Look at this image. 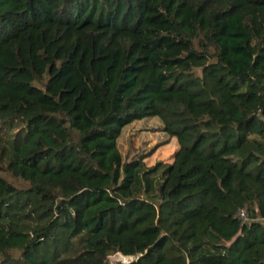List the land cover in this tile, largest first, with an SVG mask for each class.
<instances>
[{
    "label": "trees",
    "instance_id": "trees-1",
    "mask_svg": "<svg viewBox=\"0 0 264 264\" xmlns=\"http://www.w3.org/2000/svg\"><path fill=\"white\" fill-rule=\"evenodd\" d=\"M0 264H264V0H0Z\"/></svg>",
    "mask_w": 264,
    "mask_h": 264
},
{
    "label": "rangeland",
    "instance_id": "rangeland-1",
    "mask_svg": "<svg viewBox=\"0 0 264 264\" xmlns=\"http://www.w3.org/2000/svg\"><path fill=\"white\" fill-rule=\"evenodd\" d=\"M102 51L106 55V60L101 64L95 65V68L99 81L103 83V91L107 94L119 57L113 45L109 47L102 46ZM161 127L162 122L159 117L141 119L125 127L119 138L124 155L131 158L144 151V153H148L146 163L149 166L154 165L158 161L172 162L173 156L180 145L176 137L168 138ZM152 151H154L153 154ZM149 153L151 154L149 155ZM247 215L245 213L246 220L248 219Z\"/></svg>",
    "mask_w": 264,
    "mask_h": 264
},
{
    "label": "built area",
    "instance_id": "built-area-1",
    "mask_svg": "<svg viewBox=\"0 0 264 264\" xmlns=\"http://www.w3.org/2000/svg\"><path fill=\"white\" fill-rule=\"evenodd\" d=\"M241 214H242V215H241ZM240 216L243 217L244 219L246 218V216H245V210H241V212H240Z\"/></svg>",
    "mask_w": 264,
    "mask_h": 264
}]
</instances>
